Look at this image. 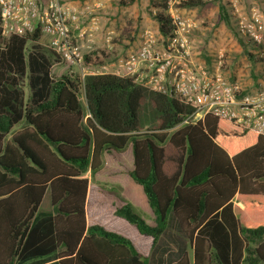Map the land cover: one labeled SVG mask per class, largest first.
Wrapping results in <instances>:
<instances>
[{
    "label": "trees",
    "instance_id": "obj_1",
    "mask_svg": "<svg viewBox=\"0 0 264 264\" xmlns=\"http://www.w3.org/2000/svg\"><path fill=\"white\" fill-rule=\"evenodd\" d=\"M153 18L159 34L172 35L163 11ZM41 40L37 32L6 40L0 30V264H148L168 219L190 250L173 264H264V135L212 115L183 124L189 107L127 78L54 79ZM105 59L101 50L83 55L90 66ZM145 102L153 127L142 131ZM105 161L124 168L111 173ZM126 178L150 213L101 184ZM105 208L141 247L96 222Z\"/></svg>",
    "mask_w": 264,
    "mask_h": 264
},
{
    "label": "built area",
    "instance_id": "obj_2",
    "mask_svg": "<svg viewBox=\"0 0 264 264\" xmlns=\"http://www.w3.org/2000/svg\"><path fill=\"white\" fill-rule=\"evenodd\" d=\"M171 25V36L158 40L145 32L136 50L114 62L105 61L97 75L127 78L178 98L191 111L183 124L212 115L264 135V85L247 93L242 83L227 81L221 71V54L210 65L197 64L188 38L192 25L174 15ZM0 30L6 40L37 32L61 61L83 65L77 42L86 34L80 29V12L70 0H0ZM238 32L251 42L258 57H264V13L253 10L247 22H239Z\"/></svg>",
    "mask_w": 264,
    "mask_h": 264
},
{
    "label": "rangeland",
    "instance_id": "obj_3",
    "mask_svg": "<svg viewBox=\"0 0 264 264\" xmlns=\"http://www.w3.org/2000/svg\"><path fill=\"white\" fill-rule=\"evenodd\" d=\"M123 1L125 0L114 1L116 5L112 6L111 18L106 22V26H103L105 20L102 19L103 14L97 15L95 13L90 15L87 12L88 8H85L87 5L83 3L86 0H79L82 3L81 6L84 7L85 13L89 14H82L80 16V29L85 31L92 27L99 29L98 27L102 26L103 30L100 31L101 35L105 31H110V35L107 36L109 39L108 42L106 40L104 42V37H101L103 40H99L98 38L97 43L96 39L95 42L92 41L93 43H86L84 37L79 40L77 46L82 55L91 51L101 50L107 56L105 61H109L110 63L114 62L117 57L124 55L134 48L136 43L140 44L137 41L139 40L137 35L141 34L146 28H149L154 33V36H156V39L159 40L162 35L159 34L158 25L153 15L159 13V11H163L168 17L170 25L171 15L177 16L180 20L192 25L188 38L196 59L210 65V60L217 61L218 56L221 54V71L223 74L233 76L234 73L241 70L246 75L241 78V83H245V80H248L254 84L251 88H255L257 79H260V75H262L260 72L264 71V57L260 58L258 57L259 54H255L256 49L248 39L240 36L238 29L239 22H247L253 10L264 13V0H205V6L191 9L181 8L180 4L182 0H165L162 9L157 8V6L155 8V5L163 0H137L138 5L135 7L138 12L137 17L134 16L135 12H132V4L123 5L121 4ZM224 15L228 18L229 24H226L222 20ZM144 18H147L149 21L147 25L144 23ZM131 39H134V41L131 42ZM106 43L108 44V48L106 47ZM37 45H39L42 52L51 57L50 71L54 79L71 72L79 76L80 80H83L86 76L91 75V73L97 75L100 71L98 67L102 64L90 66L85 65L83 62L82 66H78L64 63L59 57L52 55L53 51L48 47L45 39H42ZM30 47L31 45L28 49ZM246 53L250 54L251 57L249 58ZM20 87L23 91L24 99L28 100L30 90L27 77L23 78ZM246 92L248 91L246 90ZM80 100L85 104L82 90ZM150 109V105L145 102L140 111L142 131L153 127ZM129 155L132 158L131 152H129ZM102 181L101 184L107 186L110 189L109 192L115 195L122 193V190L127 191L125 193H127L132 203L135 205L138 203L144 205L145 211L150 213L146 203L142 199V195L137 190L131 191L133 188L129 185L128 181L119 179L116 183L117 186L110 183L106 184L105 179H102ZM134 212L139 214L137 210H134ZM95 216L98 224L112 226L114 229L120 231V233L134 239L140 247L143 245L144 239L139 241L140 238L136 237V231L113 216L108 209L105 208L98 211ZM146 217L151 219L149 215H146ZM184 252L190 253L187 241L177 231L173 220L168 219L167 231L159 238L154 249L150 252L148 264H173L181 258Z\"/></svg>",
    "mask_w": 264,
    "mask_h": 264
},
{
    "label": "crops",
    "instance_id": "obj_4",
    "mask_svg": "<svg viewBox=\"0 0 264 264\" xmlns=\"http://www.w3.org/2000/svg\"><path fill=\"white\" fill-rule=\"evenodd\" d=\"M114 1L115 0H86V2H83L84 4H86L87 6L85 7V8H88L87 9V12L90 14V15H92V14H95V13H97V15L98 14H103V18L102 19H105L104 20V23H103V26H106V22L108 21V20H110V18H111V15H112V9H113V5H116V3H114ZM150 1V0H149ZM70 4H72L73 6H75V7H77L78 8V10H79V12H80V16H82V14H85V15H87L88 13H85V10H84V7H82L81 5H82V3H80L79 2V0H70ZM137 5H138V3H137V0H135L134 1V3H132V5H131V8H133L132 9V12L134 11L135 12V17H137L138 15V12H137V10H136V8L135 7H137ZM88 14V15H89ZM87 17V16H86ZM149 21H148V19L147 18H144V23H145V25H147V23H148ZM97 27H98V24H97ZM99 29H95V27H92V28H90V29H86L85 31H83L82 29H81V31L83 32V33H85L86 34V36H84V38H85V40H86V43H90V42H95V39H96V43L98 42V38H99V40H103V39H101V37H104V42H105V40H106V42H108V35H110V31H105V32H103L102 33V35H101V33H100V31L101 30H103L102 29V26H99L98 27ZM150 29L149 28H146V29H144L143 30V32H141V34H139V35H137L138 37L137 38H139V40H137V41H139V42H141V38L144 36V34H145V32H148V33H150V34H152L153 36H154V33L153 32H151V30L149 31ZM99 33V34H98ZM89 35V36H88ZM87 37H90L91 38V41H89L88 42V38ZM155 38H156V36H154ZM87 38V39H86ZM131 42H133L134 41V39H131L130 40ZM92 42V43H93ZM101 43V42H100ZM107 44V43H106ZM138 44L139 43H136V45H135V47L134 48H132L131 50H129L128 52H130V51H133L135 48H137L138 47ZM107 48H108V44H107V46H106ZM194 59H195V61H196V63L197 64H205L204 62H200L198 59H196L195 58V54H194ZM211 61V60H210ZM262 73V75H260L261 76V78L260 79H257L258 81L255 83V88L254 89H252L251 88V86H253L254 84H252L250 81H248V80H245V83H242V85L244 86V89H245V92H246V90L248 91L247 93H252V92H254V91H256L257 89H259L262 85H264L263 83V81H264V71H261L260 72V74ZM244 76H246L245 75V73L244 72H241V70H238L236 73H234V75L233 76H230V75H224V77L226 78V80L227 81H229V82H233V81H238V82H242V81H240L241 80V78H243ZM236 77V78H235ZM232 80V81H231ZM245 84V85H244ZM131 166V160H130V164H129V167ZM122 168H124V167H121L120 166V164H118V165H114V164H112V163H110L109 161H105V163H104V167H103V170H109L111 173H115V172H118L119 170H122ZM101 173H102V171H101ZM108 175H109V173H108ZM104 176V175H103ZM84 177L85 178H87L88 179V181H89V183H91V179H90V174H89V172L88 173H86L85 175H84ZM127 179V181L129 182V184H130V186H132L133 184H132V182L128 179V178H126ZM96 181V180H95ZM98 184L100 183L99 181H96ZM132 184V185H131ZM103 186V185H102ZM105 186V185H104ZM105 188L107 189V190H110L107 186H105ZM137 189H136V187L134 188V191H136Z\"/></svg>",
    "mask_w": 264,
    "mask_h": 264
}]
</instances>
